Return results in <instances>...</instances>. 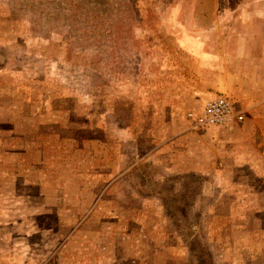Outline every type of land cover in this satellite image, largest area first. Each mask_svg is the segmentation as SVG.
<instances>
[{"label":"rangeland","instance_id":"rangeland-1","mask_svg":"<svg viewBox=\"0 0 264 264\" xmlns=\"http://www.w3.org/2000/svg\"><path fill=\"white\" fill-rule=\"evenodd\" d=\"M66 1L0 0V264H264V0Z\"/></svg>","mask_w":264,"mask_h":264},{"label":"built area","instance_id":"built-area-1","mask_svg":"<svg viewBox=\"0 0 264 264\" xmlns=\"http://www.w3.org/2000/svg\"><path fill=\"white\" fill-rule=\"evenodd\" d=\"M187 118L195 127L227 126L244 120V111L225 95L209 100L200 110H190Z\"/></svg>","mask_w":264,"mask_h":264},{"label":"trees","instance_id":"trees-1","mask_svg":"<svg viewBox=\"0 0 264 264\" xmlns=\"http://www.w3.org/2000/svg\"><path fill=\"white\" fill-rule=\"evenodd\" d=\"M63 3H68L66 0H61ZM74 1H71V3ZM136 4V3H135ZM147 166L151 167L150 163H147ZM142 169L138 168L136 171H140ZM160 170V169H159ZM138 174V173H137ZM156 174V173H155ZM156 178L164 179L165 182H169L173 184V182L178 181L177 185L184 188L182 191H179L180 195L178 197H184L186 199V203L192 204L194 199H192L191 196H188V192L195 193V187L199 184V182L203 181L204 179L200 176L196 175H188L187 173L178 174V175H164V174H158L155 176ZM174 185V184H173ZM192 188V189H190ZM169 214V211L167 212V215ZM174 217V216H173ZM194 236V229L192 230Z\"/></svg>","mask_w":264,"mask_h":264},{"label":"crops","instance_id":"crops-1","mask_svg":"<svg viewBox=\"0 0 264 264\" xmlns=\"http://www.w3.org/2000/svg\"><path fill=\"white\" fill-rule=\"evenodd\" d=\"M203 46L201 45H193L192 49L190 48L188 52L190 51L192 54V59L198 64L199 67L204 68H211L215 67L214 65L217 64V62L211 61L209 56L205 55V50H203Z\"/></svg>","mask_w":264,"mask_h":264}]
</instances>
